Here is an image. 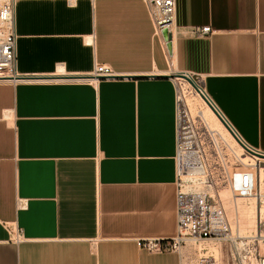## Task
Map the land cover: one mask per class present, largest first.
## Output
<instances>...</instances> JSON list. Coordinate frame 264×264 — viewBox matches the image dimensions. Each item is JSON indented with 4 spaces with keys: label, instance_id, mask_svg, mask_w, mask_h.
Here are the masks:
<instances>
[{
    "label": "crops",
    "instance_id": "obj_1",
    "mask_svg": "<svg viewBox=\"0 0 264 264\" xmlns=\"http://www.w3.org/2000/svg\"><path fill=\"white\" fill-rule=\"evenodd\" d=\"M174 3L167 48L143 0L15 1L0 264H184L144 246L176 233L174 75L264 153V0ZM96 65L117 78H93Z\"/></svg>",
    "mask_w": 264,
    "mask_h": 264
},
{
    "label": "built area",
    "instance_id": "obj_2",
    "mask_svg": "<svg viewBox=\"0 0 264 264\" xmlns=\"http://www.w3.org/2000/svg\"><path fill=\"white\" fill-rule=\"evenodd\" d=\"M15 1L0 0V82L18 79L13 23ZM143 1L149 11L155 33L160 36L168 33L171 36L174 0ZM211 32L210 27L195 29V34L199 37L208 36ZM92 77L109 79L114 77V73L108 66L96 65ZM195 82L200 86L198 80ZM200 90L204 92L201 86ZM206 97L222 116L207 95ZM222 118L224 119L223 116ZM224 121L227 123L225 119ZM227 125L236 143H239L237 145L246 151V156L237 154L217 130L208 126L201 115H193L180 84L176 85V233L168 240L145 243L148 251L179 252L189 243H224L230 248L234 264H264V195L261 194L257 183L259 163L247 152L254 149L249 147L228 123ZM225 192L228 193L233 207L239 199L253 198L259 204L253 234L241 235L238 222L234 220L232 223L229 220L224 206ZM199 264H216V260L204 257Z\"/></svg>",
    "mask_w": 264,
    "mask_h": 264
},
{
    "label": "rangeland",
    "instance_id": "obj_3",
    "mask_svg": "<svg viewBox=\"0 0 264 264\" xmlns=\"http://www.w3.org/2000/svg\"><path fill=\"white\" fill-rule=\"evenodd\" d=\"M181 83H183L182 85H180V87L184 92L185 101L190 111L193 113V115L194 114L201 115L205 120V122L208 124V126L211 127L212 129L217 130L221 134V136L227 141V143L236 151L237 154H241V153L245 154L246 151L243 148H240V145L238 146L236 145V143H234V141L222 128V126H220L216 122L215 118L213 116L209 117L211 116V114L207 111L206 106L195 94L192 87H190V85H188L186 81L185 82L182 81ZM262 160L264 161V159ZM263 161H259L258 164L259 172L257 169V178L259 176L261 177L260 174L264 175ZM238 166L239 168H243L240 165ZM260 179H262V177ZM260 179L259 178L257 179V183L261 194L264 195V183ZM223 198H224V206L226 208L227 216L232 223L234 220L238 222L237 226L240 234L241 235L253 234L255 232V221L257 217V209L259 208L258 207L259 204L253 198L239 199L236 200L235 206L233 207L228 193L226 192L223 193ZM236 206L238 209L236 208ZM237 213L238 216L236 215ZM180 251L183 257L184 264H199V262L204 257L215 259L216 264H234L232 260V256L230 255L231 254L230 248L227 244L224 243L205 242V243H201L200 245L198 243L196 244L189 243L185 245Z\"/></svg>",
    "mask_w": 264,
    "mask_h": 264
},
{
    "label": "bare ground",
    "instance_id": "obj_4",
    "mask_svg": "<svg viewBox=\"0 0 264 264\" xmlns=\"http://www.w3.org/2000/svg\"><path fill=\"white\" fill-rule=\"evenodd\" d=\"M161 37H162V39H163V41H164V43H165V46L168 48L169 47V45H170V36H169V34L168 33H163L162 35H161ZM188 83V82H187ZM188 85H190L189 83H188ZM196 86V89H194V88H192L193 90H194V92H195V94L198 96V98L202 101V103L206 106V108H207V111L211 114V116H209V117H214L215 118V120H216V122L220 125V126H222V128L226 131V133L229 135V137L234 141V143H236L237 141H236V139L233 137V135L230 133V131L226 128V127H224L223 125H222V123H221V121L218 119V117H216V115H215V113L212 111V109L209 107V105H208V100H207V97L205 96V94H204V92L202 91V90H200V86L198 85V84H196L195 85ZM190 87H192L191 85H190ZM201 92H202V94L204 95L203 97H204V99H203V97H202V94H201ZM216 123V124H217ZM217 124V125H218ZM223 131V130H222ZM237 144H239V143H236V145ZM239 146V145H238ZM239 148V147H238ZM240 148H242V147H240ZM242 150V149H241ZM242 155H245L244 153H241ZM246 156V155H245ZM254 159L256 160V161H258V163H259V161H263L261 158H255L254 157ZM264 162V161H263ZM257 169H258V172H259V167H257ZM260 173H261V170H260ZM261 175V177H262V179H260L261 177L259 176L258 178L260 179V180H262L263 181V183H264V175L263 174H260ZM257 178V179H258ZM263 190V189H262ZM236 208H237V206H236ZM238 209V208H237ZM257 212H258V209H257ZM237 216H238V213L236 214ZM198 247V246H197ZM196 247V248H197ZM199 248V247H198ZM230 253V252H229ZM231 255V254H230Z\"/></svg>",
    "mask_w": 264,
    "mask_h": 264
},
{
    "label": "water",
    "instance_id": "obj_5",
    "mask_svg": "<svg viewBox=\"0 0 264 264\" xmlns=\"http://www.w3.org/2000/svg\"><path fill=\"white\" fill-rule=\"evenodd\" d=\"M172 77H176V78H179L183 81H186L192 86V88L196 89V86H195L196 82L192 77L185 75L183 73L174 75ZM113 78H117V77H113ZM99 79H104V78H99ZM203 99H204V97H203ZM208 105L212 109V111L215 113L216 117H218V119L221 121V123L229 130V127H228L227 123L224 121V119L222 118V116L219 115V113L216 111V109L209 102H208ZM247 152L249 154L253 155L254 157L264 159V153H262V152H259L256 150H248Z\"/></svg>",
    "mask_w": 264,
    "mask_h": 264
}]
</instances>
